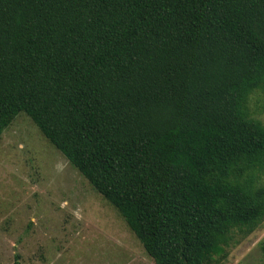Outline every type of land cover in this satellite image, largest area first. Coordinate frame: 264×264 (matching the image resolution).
I'll use <instances>...</instances> for the list:
<instances>
[{"label": "trees", "instance_id": "trees-1", "mask_svg": "<svg viewBox=\"0 0 264 264\" xmlns=\"http://www.w3.org/2000/svg\"><path fill=\"white\" fill-rule=\"evenodd\" d=\"M257 90L264 0H0V137L24 112L154 264L264 218Z\"/></svg>", "mask_w": 264, "mask_h": 264}, {"label": "rangeland", "instance_id": "rangeland-1", "mask_svg": "<svg viewBox=\"0 0 264 264\" xmlns=\"http://www.w3.org/2000/svg\"><path fill=\"white\" fill-rule=\"evenodd\" d=\"M249 108L264 124V92ZM264 218L219 264H264ZM154 264L121 215L24 113L0 137V264Z\"/></svg>", "mask_w": 264, "mask_h": 264}]
</instances>
